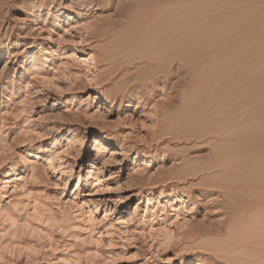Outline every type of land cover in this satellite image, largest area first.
Instances as JSON below:
<instances>
[{
	"label": "rangeland",
	"instance_id": "1",
	"mask_svg": "<svg viewBox=\"0 0 264 264\" xmlns=\"http://www.w3.org/2000/svg\"><path fill=\"white\" fill-rule=\"evenodd\" d=\"M0 264H264V0H0Z\"/></svg>",
	"mask_w": 264,
	"mask_h": 264
},
{
	"label": "bare ground",
	"instance_id": "2",
	"mask_svg": "<svg viewBox=\"0 0 264 264\" xmlns=\"http://www.w3.org/2000/svg\"><path fill=\"white\" fill-rule=\"evenodd\" d=\"M65 10H66V9H62V10H60V14H64ZM161 194H163V192H161Z\"/></svg>",
	"mask_w": 264,
	"mask_h": 264
}]
</instances>
